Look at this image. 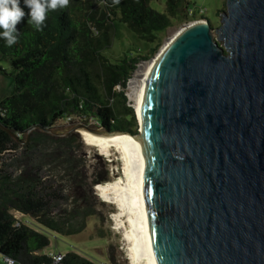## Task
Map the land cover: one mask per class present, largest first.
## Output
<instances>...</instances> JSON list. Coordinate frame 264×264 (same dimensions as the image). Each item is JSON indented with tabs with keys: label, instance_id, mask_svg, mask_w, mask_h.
<instances>
[{
	"label": "water",
	"instance_id": "1",
	"mask_svg": "<svg viewBox=\"0 0 264 264\" xmlns=\"http://www.w3.org/2000/svg\"><path fill=\"white\" fill-rule=\"evenodd\" d=\"M148 59L135 134L155 264H264V0H225Z\"/></svg>",
	"mask_w": 264,
	"mask_h": 264
},
{
	"label": "trees",
	"instance_id": "2",
	"mask_svg": "<svg viewBox=\"0 0 264 264\" xmlns=\"http://www.w3.org/2000/svg\"><path fill=\"white\" fill-rule=\"evenodd\" d=\"M148 3L69 0L67 7L49 10L37 30L27 22L29 10L20 0L26 15L17 24L16 42L8 46L0 36V60L9 61L13 82L10 94L0 99V160L3 153L13 156L19 151L9 165L16 172L0 163V254L16 264H43L51 256L37 253L49 244L48 236L11 211L24 213L62 235L81 231L85 217L95 211L82 202L83 197L79 202L72 200L69 210L60 205L67 198L64 185H82L77 132L55 136L35 128L24 144L13 134L25 140L34 124L52 128L63 119L135 134L138 126L122 90L125 81L139 61L154 53L167 27L176 19L193 18L187 15L193 7L190 0H165V12ZM115 19L146 45L112 62L101 51L110 46ZM44 161L52 162L55 174L49 172L51 167L43 170ZM107 179V174L97 176L91 184ZM62 264L94 263L76 252H66Z\"/></svg>",
	"mask_w": 264,
	"mask_h": 264
},
{
	"label": "rangeland",
	"instance_id": "3",
	"mask_svg": "<svg viewBox=\"0 0 264 264\" xmlns=\"http://www.w3.org/2000/svg\"><path fill=\"white\" fill-rule=\"evenodd\" d=\"M224 1L225 0H190V5L196 10L199 7H203L205 10L203 14L204 17L208 19L212 26H216L219 21L220 13L225 10ZM148 4L151 8L159 12H165V0H149ZM183 23L184 21L176 19L171 26L167 27L161 33L159 45L154 53L149 55L147 59L139 61L137 64L146 63L152 59L163 46L165 39L175 33ZM145 45V42L139 40L123 22L115 19L110 46L104 48L101 53L110 61L114 62L124 54L129 55L137 53V50L145 47ZM10 73L11 66L9 61L0 60V99L9 95L12 90L13 82ZM116 87L117 86H115V88ZM125 98L126 105L132 109L137 123L136 109L133 107V102L129 97L125 96ZM75 123L78 122H69L63 119L57 121L52 128L56 131H65ZM89 126L97 128L92 126V124ZM77 134L81 142V148L76 151V158L81 160L79 166L82 174V185L77 186L76 183L64 185L63 190L67 198L64 202H61L60 205L61 208L69 210L72 200L76 199V201L79 202L83 197L82 202L84 204L86 203L88 206H93L95 213L85 217V225L81 231L69 235H62L50 231L35 223L30 216H25L24 222L48 236L49 244L41 249L43 254L51 256L57 253L64 254L66 252H76L90 259L94 264H112L111 258L116 264H129L126 250L127 245L123 240V230L116 229L115 223L112 220V214L116 211V207L114 204L104 201L102 197L97 194L95 185L100 182L91 184V181L97 176L107 174V180H110L115 176L121 175L123 167L121 156L112 148L108 154H101L96 146L84 143L81 131ZM18 152L19 151H16L13 156H18ZM13 156L10 152L3 153L0 163L1 166L3 163L7 164V170L16 172L17 169L15 166H9L13 163ZM46 167H51L52 169H50L51 171L49 172L55 174L56 170L52 167V162L45 163L44 161L43 170H45ZM43 172L45 173V171ZM11 212H13L14 217L21 220V212ZM3 257L4 256L0 254V264H5Z\"/></svg>",
	"mask_w": 264,
	"mask_h": 264
},
{
	"label": "bare ground",
	"instance_id": "4",
	"mask_svg": "<svg viewBox=\"0 0 264 264\" xmlns=\"http://www.w3.org/2000/svg\"><path fill=\"white\" fill-rule=\"evenodd\" d=\"M148 66L149 62L140 64L129 83L130 100L137 113ZM81 135L84 143L96 146L101 154H108L111 148L120 154L123 161L121 175L96 184L95 189L104 201L116 207L112 220L116 229L123 230L129 264H155L139 198L141 188L139 171L142 164L133 140L135 136L126 132L102 135L83 130Z\"/></svg>",
	"mask_w": 264,
	"mask_h": 264
},
{
	"label": "clouds",
	"instance_id": "5",
	"mask_svg": "<svg viewBox=\"0 0 264 264\" xmlns=\"http://www.w3.org/2000/svg\"><path fill=\"white\" fill-rule=\"evenodd\" d=\"M69 0H24L28 8V23L37 30L43 25L49 10L67 7ZM26 13L21 7L20 0H0V32L8 46L17 40V24L25 17Z\"/></svg>",
	"mask_w": 264,
	"mask_h": 264
},
{
	"label": "built area",
	"instance_id": "6",
	"mask_svg": "<svg viewBox=\"0 0 264 264\" xmlns=\"http://www.w3.org/2000/svg\"><path fill=\"white\" fill-rule=\"evenodd\" d=\"M204 12H205V10H204L203 7H199L197 10L194 7L188 8L187 9V15L188 16H193V18H191L188 21H185L183 24L191 23V21H201L202 18L204 17V15H203ZM140 64H136V66L132 70L130 76L126 79L124 87L122 88L123 94L126 97H129V99H130L129 93L131 92V89L129 87V83L132 80L133 76L135 75L136 70H137V68L139 67ZM62 257H63V254H61V253H57V254L51 255L50 261L45 262L43 264H62ZM3 258H4V263L5 264H16V262L14 261L13 258H10L8 256H4Z\"/></svg>",
	"mask_w": 264,
	"mask_h": 264
},
{
	"label": "crops",
	"instance_id": "7",
	"mask_svg": "<svg viewBox=\"0 0 264 264\" xmlns=\"http://www.w3.org/2000/svg\"><path fill=\"white\" fill-rule=\"evenodd\" d=\"M21 216H22V217H21ZM21 216H20V217H21L20 219H21V220H25V216H28V215L22 213ZM37 253L43 254V253L41 252V250L37 251ZM62 254H63V253H62Z\"/></svg>",
	"mask_w": 264,
	"mask_h": 264
}]
</instances>
